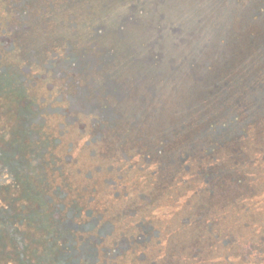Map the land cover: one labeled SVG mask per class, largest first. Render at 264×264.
<instances>
[{
    "label": "rangeland",
    "instance_id": "1",
    "mask_svg": "<svg viewBox=\"0 0 264 264\" xmlns=\"http://www.w3.org/2000/svg\"><path fill=\"white\" fill-rule=\"evenodd\" d=\"M10 1L8 0V6ZM110 2L111 10L106 6ZM4 3L5 0H0V16L4 21L0 29V40L3 43L0 49V165L8 170L0 169V196L11 204L16 215H20L23 227L30 233L27 255L32 258L31 264H77L79 260L72 258L76 254L80 255V250L63 231L71 228L85 229L84 226L80 227L71 221L68 223L71 226L61 224L60 231L55 232L59 235L50 239L53 257L51 260H45L50 241H42L40 235L43 232L39 231L44 228L41 222L48 213L38 198H32L37 193L32 181L37 179L33 167L39 164L40 153L47 150L50 138L51 151L57 149L54 147L57 143L61 142L59 147L63 149L69 141L76 140L80 152L83 150L87 126L94 127V133H98L100 127L95 126L100 121H108L103 123L102 127L103 133H108L103 136V147L106 142L115 143L118 135H122L123 139L117 143L125 144H133L136 139L145 136L147 141L144 148L126 147L122 151H142L158 156L154 163L167 168H170L171 164L175 169L171 175L178 180L184 165L181 161L184 154L189 159L188 162H193L199 167L206 164L208 167L215 165V152L206 148L204 139L200 140L202 133H217L210 125L212 122L216 121L217 125L222 120L229 121L239 115L242 121L238 123L237 131L227 129L225 133H264V112H257L253 106L256 95L261 96L264 90V54L256 53L244 57V53L239 52L231 59L232 54L225 52L228 47L223 44V37H237L233 30L239 28L238 35L242 37L243 49L249 48L245 42L248 36H251V21H244L236 15L239 14V9L234 0L217 8L218 16L222 13L223 18L225 14L228 18L230 14L228 20L233 19L232 26L216 31H212L210 26L203 29L199 41H207L209 45L201 52L196 50V47L190 49L187 46L182 49L185 39L182 33L170 31L171 26H167L166 31L161 27L159 31L149 32L146 27L135 24L141 19L147 20L148 23L154 20L156 22L159 16L162 19L166 14L186 31L192 30V12L196 16L198 13L203 17L209 15L203 0H100L97 18L93 19L92 11H83L86 16H91L89 26L77 30L79 26L74 23L71 25L75 28L73 31L65 27L68 34L74 32L71 39L77 43L76 48L88 46V51L76 52L78 48L73 51L72 45L69 56L60 54L54 59H51L50 55L51 37L42 34V21L37 18L28 20L29 17L25 13L19 14L20 16L7 14L2 10L5 8ZM31 3L45 8L51 5V0H31ZM87 7L89 6L83 8ZM79 11L80 6L74 10ZM160 12L162 14L159 15ZM101 15L103 16L100 19ZM186 16L189 21L185 24ZM26 30L29 33L24 34ZM60 30L63 32L64 27ZM19 39L22 41L19 42ZM24 40L32 41L36 50L32 48L29 51V44ZM139 40L148 41L149 49L145 51L144 48H138L139 57L145 55L142 60L145 59L143 63L135 62L134 65L131 59L134 55L128 52V44ZM233 42H229L231 47ZM129 47L136 49L134 44ZM200 47L204 48V44ZM112 52L113 57L109 54ZM191 57L195 62L213 61L212 71L201 69L207 73L206 77L208 76V80L203 84L194 85L183 81L185 75L188 76L195 70V67L191 66ZM176 63L178 66L174 65ZM183 63L186 64L185 67ZM137 74L146 79L157 77L158 83H161L160 89L164 90L162 96L165 94L163 103L155 102L156 104L151 105L145 102L144 98L143 104L136 99L138 93L145 95L144 88L148 86L141 81L137 83L138 77L132 80ZM227 77L231 81L220 87V80H227ZM177 78H180L178 85L181 88L176 94L169 90L171 88L168 85L175 83ZM91 103L96 109L91 110L94 107L88 106ZM152 108H156L159 113L148 116L147 111ZM145 117H157L162 120L163 123H155L159 131L139 133L140 130L135 129V125H138L140 120L144 121ZM100 138L102 139V136ZM162 138L169 141L165 142L163 153H158L160 149L155 146ZM252 159L243 167L249 172L253 165L256 166L257 175L259 173L257 187L264 188V155L259 156L258 163L255 161L252 164ZM67 162H71V159L68 158ZM225 164L227 163H222ZM10 181L12 186L9 185ZM250 190L251 187L245 186L240 191L242 193L238 198L242 197L241 204L247 200L246 195ZM62 201L51 204L49 198V204L52 205L50 208L57 206L61 211L65 208ZM46 203L48 204V201ZM37 211L45 213L46 216L37 214ZM54 213L59 219L60 215ZM261 213L262 208L258 207L256 214L259 219L254 221L255 227L252 231L264 234V216H261ZM31 220H35L39 227L36 224L33 226ZM54 248H57L56 252Z\"/></svg>",
    "mask_w": 264,
    "mask_h": 264
},
{
    "label": "trees",
    "instance_id": "2",
    "mask_svg": "<svg viewBox=\"0 0 264 264\" xmlns=\"http://www.w3.org/2000/svg\"><path fill=\"white\" fill-rule=\"evenodd\" d=\"M230 1L232 0H203L206 13L209 15L203 17L198 13L196 16L192 12L190 18L193 29L189 31L183 29L172 17L168 18L166 14L162 19L159 16L156 22L154 20L148 23L147 20L141 19L135 25L146 27L149 32L159 31L161 27L166 31L165 28L171 26L170 31L182 33L185 39L182 49L187 46L190 49L196 47L195 49L201 52L209 45L207 41H199L203 29L210 26L212 31H216L232 26L233 19L228 20L230 14L228 18L226 14L224 18L222 13L220 16L217 14V8ZM234 1L239 9V14L236 15L244 21H251V36H248L245 42L249 48L243 49L238 28L233 30L237 37L227 35L223 37V44L228 47L225 52L232 54L231 59L239 52H243L244 57L256 53L264 54V0ZM99 2L100 0H51V5L44 8L42 5H34L31 0H11L9 7L8 0H5V8L2 10L17 16L25 13L29 17L28 20L37 18L42 21L40 26L42 34L51 37L50 55L51 59H54L60 54L69 56L72 45L73 51L77 48L76 52L88 51V46L76 48L77 43L71 39L74 32L68 34L65 27L73 31L75 28L71 25L74 23L75 26H79L77 30L89 26L91 16H86L83 11H92L93 19L97 18ZM79 6L80 11L74 12ZM84 6L89 7L84 9ZM106 6L111 10L112 3ZM188 21L189 18L186 16L185 24ZM3 23L0 16V29ZM61 27H64L63 32L60 30ZM27 30L24 34L29 33ZM42 34L40 33L41 36ZM20 41L22 40L19 39ZM24 41L28 42L26 44H29V51L34 48L32 41ZM229 42L231 44L233 42L232 47ZM1 43L2 40L0 49ZM131 44L136 46L135 50L129 47ZM148 44L149 42L145 40L128 44V52L134 55V58L131 57L134 65L135 62L143 63L145 58L143 60L142 58L145 55L140 58L137 51L138 48L147 51ZM202 44L204 48L200 47ZM113 52L109 53L112 57ZM190 62L195 70L193 72L188 70L190 73L188 76L185 75L183 81L194 85L205 83L208 76L206 77L207 73L201 69L212 71L213 61L195 62L191 57ZM174 65L178 66L177 63ZM185 66L183 63V67ZM137 75L132 80L138 77L137 83L141 81L148 86L144 88L145 95L138 93L136 99L143 103L145 98V102L151 105L155 102L163 103L165 94L163 97L164 90L160 89L161 83H158L157 77L146 79L142 75ZM179 79L168 85L171 88L169 90L176 94L181 88L178 85ZM227 81L231 80L228 77L227 80H220V87ZM169 90L167 91L171 93ZM88 106L94 105L91 103ZM253 106L257 112H264V90L261 96L256 95ZM85 107L87 108L86 103ZM93 109H96V106L91 110ZM147 112L148 116L159 113L156 108ZM145 118L135 125V129L140 130L139 133L159 131L155 123H163L162 120L154 117L151 118V123V119ZM241 121L242 118L237 115L236 118L222 120L217 125L216 121L212 122L210 125L217 133H202L200 140L204 139L206 148L215 152L213 154L215 165L208 167L206 164L199 167L193 162H188L189 159L184 154L181 156L184 165L178 180L171 175L175 171L171 164V167L167 168L154 163L158 156L142 151L135 153L122 151L126 147L144 148L147 141L145 136L136 139L133 144H125L117 143L123 139L122 135H118L116 145L106 142L103 147L105 140L103 136H107L108 133H103L102 127L103 123L108 121H100L95 126L100 127L98 133H94V127L87 126L83 150L80 152L76 140L69 141L63 149L59 147L62 143H57L54 146L57 149L51 151L50 138L47 150L40 153L39 164L33 167L37 179L33 180L32 184L37 193L32 198H38L48 213L41 222L44 228H38L39 233L43 232L40 235L41 240L50 241L52 237L59 235L55 232L60 231L61 224H68L71 221L85 227V229L69 227L71 229L63 231L80 250V255L76 254L72 258L79 260L77 264H264V234L252 231L255 227L254 221L259 219L256 214L258 207L262 208L260 215L264 216V188L257 187L259 173L257 175L256 166L253 165L249 172L243 167L249 159L253 158L252 164L255 161L258 163L259 156L264 155V133H225L227 129L237 131L238 123ZM168 141L163 138L157 141L155 147L160 149L158 153H163L162 148ZM68 158L71 162H67ZM224 162L227 164L222 165ZM5 168L0 165L2 171H6ZM9 185H13L12 181ZM1 186L0 181V188ZM245 186L251 187V190L246 195L245 203L241 204L242 197H238ZM259 192L262 195H259ZM49 198L51 204L63 200L64 210L60 211L57 206L51 209ZM13 209L11 204L0 196V264H31L32 258L27 255L30 233L26 232L20 215H16ZM54 212L60 215L59 219ZM69 213L72 215H68ZM37 214L46 216L40 211H37ZM31 222L33 226L36 224L39 227L35 220ZM56 251L57 248H54V252ZM24 257L28 259L25 260ZM51 257L53 253L50 241L45 260H51Z\"/></svg>",
    "mask_w": 264,
    "mask_h": 264
}]
</instances>
